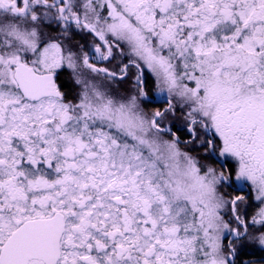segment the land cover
<instances>
[{"label":"snow or ice","instance_id":"obj_1","mask_svg":"<svg viewBox=\"0 0 264 264\" xmlns=\"http://www.w3.org/2000/svg\"><path fill=\"white\" fill-rule=\"evenodd\" d=\"M0 264H264V0H0Z\"/></svg>","mask_w":264,"mask_h":264}]
</instances>
